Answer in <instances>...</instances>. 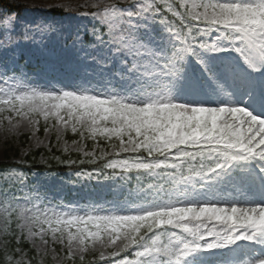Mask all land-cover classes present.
Listing matches in <instances>:
<instances>
[{
	"label": "snow or ice",
	"instance_id": "6c2138e0",
	"mask_svg": "<svg viewBox=\"0 0 264 264\" xmlns=\"http://www.w3.org/2000/svg\"><path fill=\"white\" fill-rule=\"evenodd\" d=\"M10 3L17 7L6 8L0 0V51L27 42L49 57L34 73L22 66L12 76H0V129L11 142L26 132L34 146L47 149L39 160L29 149H21L16 163L51 168L54 161L55 166L71 169L95 163L98 156L107 158L104 167L112 169V175L135 170L156 182L134 189L120 186L111 189L113 198L104 204H67L66 210L37 202L39 193L20 197L0 193V211L8 216L0 257L7 264L37 261L41 249L34 236L39 244H50L57 253L52 259L62 264H149L150 257H159L160 264H193L189 258L200 250L239 241L264 248V204L191 201L181 190V186L195 185L197 178L205 182L201 187L209 180L227 181L237 190L253 180L264 187V118L240 106L177 102L174 96L185 83L199 87L188 80L189 57H195L209 79L224 90L200 52L227 50L220 46L225 35L249 67H264V22L254 23L248 16L264 9V0ZM224 5L233 6L230 11L235 14L221 19L213 13L224 10ZM40 8L59 9L67 16L33 18L31 11ZM53 40L60 43V51L48 47ZM41 130L44 140L37 136ZM68 133L72 134L70 143L65 138ZM89 140L97 152L87 150ZM57 151L69 154L57 155ZM206 154L211 163L198 168ZM239 161H255L258 171L250 174L241 169L235 174ZM3 175L17 185L28 178L18 168ZM77 175L99 177L102 173L93 170ZM21 218L29 221L26 231ZM157 218L176 230L167 242L159 236L120 230L131 219L150 222L145 231L151 232ZM207 222L212 227L205 229ZM139 229L137 225L136 232ZM125 235L128 243L119 244ZM104 237L111 251H100L92 259L77 254L88 252ZM241 264H264V256Z\"/></svg>",
	"mask_w": 264,
	"mask_h": 264
},
{
	"label": "rangeland",
	"instance_id": "374dc122",
	"mask_svg": "<svg viewBox=\"0 0 264 264\" xmlns=\"http://www.w3.org/2000/svg\"><path fill=\"white\" fill-rule=\"evenodd\" d=\"M30 2L37 4L52 3L55 2V0H30ZM72 2L73 4H76L81 2V0H72ZM232 7L233 6L224 5V10H218L213 14L218 15L221 19H224L235 14L230 11ZM53 10L59 9H33L31 11V16L36 19L40 17H55L50 15V12ZM248 16L254 23L259 24L260 22H264V9H256L255 11L248 13ZM64 17L57 16L56 18ZM212 40L214 42L215 36L212 37ZM224 40L225 43H222L220 46L226 48L227 50L220 53H211L206 50H201L200 52L201 58L213 71L219 84L224 86V90L221 91L217 83H214L209 79V77L203 72V66L197 62L195 57H189L187 77L189 81H196L199 87L193 89L185 83L183 86L174 91V96L177 98V102L192 101L194 104H203L205 106H217L218 104L222 106H240L263 118L262 113L264 112V107L259 108L258 113H255L253 106L264 105V67H249L244 57L231 48V44L227 41L226 35L224 36ZM48 47L57 51L61 50V45L56 40L49 42ZM22 58L27 61L26 64L25 61H21ZM48 59V56L42 54L32 44L21 42L12 49L0 51V76H12V73L19 72L22 66L26 68L30 74L34 73L37 70L32 71L28 69V65H37L41 69ZM37 82L43 83V81ZM240 86H243L242 89ZM238 101L244 102L238 103ZM41 123L43 122L41 121ZM2 126V123H0V128H2ZM21 127H24V125L22 124ZM67 135L69 134H66L65 138L68 140ZM37 136L41 140L45 139V135L42 130L37 133ZM68 141L69 143L71 142L70 140ZM89 142L90 140L87 142V150L93 153L97 152V148L90 145ZM34 144L35 141L32 139L31 135L26 132H21L16 137L15 141L11 142V138L6 136L5 130L0 129V162H16L15 159L20 155L21 149H29L30 152L43 149L47 151L44 146L36 147ZM51 144L53 146L56 144L54 136L51 137ZM97 158L99 157H94V159ZM206 159L211 161L208 156H206ZM236 165L234 173L238 174L241 171V168H243L244 162H236ZM245 167L248 166L245 164ZM251 172L255 173L256 171L253 169ZM71 178H74L76 181H72ZM204 183L205 182L199 181L197 178V183L195 185L181 186V190L188 193V197L191 201H210L228 205H231L232 203H238L240 205H258L257 202L259 197L256 196L250 188L254 187L253 184H250L249 187H246L244 184L241 186L240 190H237L227 181L221 182L209 180L206 182V187H201ZM120 186L129 188L127 173L104 180L82 175L73 176V174L68 175L66 178H56L51 176L43 177L39 174H35L30 183L25 182L20 186L17 197H20L25 193L33 196H35L36 193H39L40 196L37 198V202H43L48 207H56L59 205L60 207L58 210H66L63 206L67 204L80 206L87 204L89 201L104 204V200H111L113 198L111 189H117ZM260 188L263 189L262 185H260ZM246 189L249 190L246 191ZM0 193H3L1 189ZM122 198L123 197H121V199ZM20 202L24 203L25 201L21 200ZM105 207L108 208L110 205H105ZM2 208L3 205L0 204V209ZM28 222L29 221L24 218L20 219V225L25 231ZM156 222L159 226H166L169 227V229L176 231L171 225H162L159 218H157ZM147 223L150 222H142L139 220L133 222L131 219H128L127 223L120 226V230L126 234L139 235L141 227ZM199 223V221L195 222V224ZM209 224L210 223L208 222L205 223L204 228L207 229L212 227ZM137 225L140 226L139 232H136ZM7 227L8 216L3 211H0V245H2L5 241ZM35 230V226H33V231ZM44 234L49 235L47 232ZM158 236L162 242H167L169 239L168 235L164 236L161 234ZM32 240L36 242L37 246L41 249V264H44L46 259H50L53 264H62V261L52 259V257L57 255V253L52 251V246L50 244H39L35 236ZM118 243L121 245L128 243V235L122 237ZM250 243L259 245L254 242ZM233 249L235 250H228L227 253L222 255L218 253L209 254L206 252L209 250H200L199 252L193 254V256L189 259L193 260V264H212L211 262L207 263L211 259L213 262L218 260L216 261V264H241V262L232 263L231 260H234L233 258L237 257H247L251 253V250H248L247 252L245 250L240 251L237 246H233ZM257 249L261 251L264 250V248H261L260 245L257 246ZM100 251H104L105 253L111 251L107 237L98 240L94 247L90 248L88 252H78L77 254L92 257ZM247 259L244 258L241 259V261ZM148 260L149 264H160L159 257L155 259L150 257Z\"/></svg>",
	"mask_w": 264,
	"mask_h": 264
},
{
	"label": "trees",
	"instance_id": "16d2710c",
	"mask_svg": "<svg viewBox=\"0 0 264 264\" xmlns=\"http://www.w3.org/2000/svg\"><path fill=\"white\" fill-rule=\"evenodd\" d=\"M4 6L6 8H15L17 5L11 4L9 0H3ZM52 13L54 15H66L63 13L62 10H53ZM30 68L34 69L33 66H30ZM67 135L68 140H71L72 134L68 133ZM90 145L92 142H89ZM33 155H35L36 159L39 160L40 155H46L47 151L46 150H38V151H33L31 152ZM55 154L57 155H68L65 153H61L57 151ZM73 158H76L75 153H71ZM53 164V167L49 168L45 165H32V166H25V165H18L16 162L12 161H7V162H0V189L3 191V193L6 191L8 195H12L14 192L18 191L20 185L14 184L12 178H9L8 176H4L3 173L7 172L8 170L12 168H18L21 171H24L28 173V178L27 181H30V179L33 176L34 172H40L43 174H52V175H58V176H63L69 171H73L75 173H78L79 171H93L97 170L102 173L103 176H110L112 177V170H109L104 167V165L107 163V158L104 159H95V163H83V164H78L74 166L73 168L69 169L63 166H55V162L51 161ZM210 164L206 162V165ZM185 171V170H184ZM188 173V172H185ZM139 177V179H138ZM156 181L151 179L147 174L145 173H138V172H131L129 175V184L130 187L133 186H140V187H145L149 183H155ZM148 224L143 225L141 229V233H143L145 236L148 235H156L159 228L157 227L156 223L155 226L152 228L151 232L145 231L148 228ZM8 231V230H7ZM7 233V232H6ZM6 238V236H5ZM91 259V257H89ZM0 264H7V261L3 258L0 257ZM34 264H40L39 258L37 261L34 262ZM45 264H53L50 260H46Z\"/></svg>",
	"mask_w": 264,
	"mask_h": 264
},
{
	"label": "bare ground",
	"instance_id": "6f19581e",
	"mask_svg": "<svg viewBox=\"0 0 264 264\" xmlns=\"http://www.w3.org/2000/svg\"><path fill=\"white\" fill-rule=\"evenodd\" d=\"M208 223H210L209 225L212 226V222H208ZM222 228H223V226H220V228H218V230H222ZM241 242H243V241H239L238 243H241ZM223 248H225V247H223ZM223 248H217V249H214V250L219 251V250H221Z\"/></svg>",
	"mask_w": 264,
	"mask_h": 264
}]
</instances>
